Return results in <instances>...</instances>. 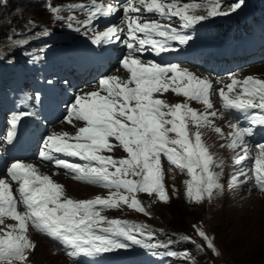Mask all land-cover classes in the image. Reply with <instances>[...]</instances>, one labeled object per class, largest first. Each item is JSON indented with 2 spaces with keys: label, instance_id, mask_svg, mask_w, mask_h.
Masks as SVG:
<instances>
[{
  "label": "snow or ice",
  "instance_id": "1",
  "mask_svg": "<svg viewBox=\"0 0 264 264\" xmlns=\"http://www.w3.org/2000/svg\"><path fill=\"white\" fill-rule=\"evenodd\" d=\"M137 4L143 5L147 13L154 12L169 22L173 17H178L181 29H190L210 18L231 16L246 6L245 0H235L227 9H222L219 0H214L207 14L202 15L196 14L195 10L201 7L197 3L178 6V0H172L168 4L162 0H127L123 7L121 24L111 25L105 31L97 32L91 38V43L108 45L121 42L120 34L126 24L127 38L122 43L126 46L127 53L121 58L120 66L130 74L128 79L115 75L101 78L98 82L99 90L107 95H100V91L77 94L74 102L67 107L65 117L69 123L73 119L85 122V126L79 127L75 133L74 139L77 142L68 143L70 134L55 132L44 139L39 153V158L43 161L52 160L54 167L72 172L74 179L109 190L115 189V192H111L106 199L99 196L90 200L71 199L59 183L54 182L48 175L39 173L32 164L13 161L7 167L6 173L11 181L19 185V201L12 194L10 181L0 179V224L4 223V216H9L18 223L8 226L11 231L0 236V264H28L27 254L35 249V243L25 234L29 222L39 232L68 245L71 250L66 254L73 264L80 256H96L131 246L168 249L173 243L172 240L167 244L145 243L144 225L128 224L115 219L106 220L101 215L104 209L119 208L121 203L147 215L135 198L137 192L155 193L160 200H166L162 183V156L179 169H187L192 177V180L186 182V196L189 199H211L214 189L219 188L217 173L213 171V156L202 142V133L199 130H188L189 121L197 129L213 127L209 115L216 117L217 113L212 111L206 115L197 113L188 107L187 103L169 105L159 99H153V93L168 91L171 87L176 94L202 101L207 109H211V81L195 76L176 63L161 65L151 60L144 62L136 56L137 53L143 54L147 50L145 46H150L157 55L176 51L171 42L186 45L193 37L156 20L138 22L140 16L131 15L140 11ZM92 7L95 8V13L89 9V19L85 24H90L97 16L107 17L118 12V9L112 6L93 4ZM51 12L57 20L65 19L58 14V8H51ZM74 23L79 22L69 15L67 28L80 32L81 28L74 27ZM43 34L49 35L48 32ZM36 59H30L28 63L31 65ZM9 63H14V60H9ZM229 79L231 83L224 86L228 92H225L224 88L218 90L224 109H237L245 113L253 108L264 111V80L249 76L243 81H238L235 74H229ZM237 85H242L240 93L229 97L228 93ZM39 99L40 94L37 93L36 100ZM28 114L18 113L11 116L8 121L11 131L7 133V143L14 140L19 121ZM251 123L264 127V115L253 116ZM231 128L233 131L228 135L232 140L227 145L228 148L243 144L244 137L253 134V128H238L236 124H232ZM214 131L222 135L221 128L215 127ZM170 133L174 136L169 135ZM109 138L118 141L117 146L127 153L126 159L117 160L112 156L99 154L104 150H112L113 145ZM257 147L259 154L252 175L256 184L264 190V143L258 144ZM52 153L78 157L85 163L54 160ZM246 157L245 148L244 155L236 160V164L239 165ZM240 175L247 176L248 173L241 169ZM130 176L139 179H130ZM18 202L24 206L23 212L17 210ZM101 223H107L108 226L98 228ZM193 228L198 236L206 241L207 248L215 253L216 248L205 231L196 225H193ZM152 236L153 233L149 232L148 237ZM121 239L127 243L121 242ZM184 240L191 242L189 237H184ZM165 254L169 257L177 255L174 251H166ZM184 255L190 260L186 252Z\"/></svg>",
  "mask_w": 264,
  "mask_h": 264
},
{
  "label": "rangeland",
  "instance_id": "2",
  "mask_svg": "<svg viewBox=\"0 0 264 264\" xmlns=\"http://www.w3.org/2000/svg\"><path fill=\"white\" fill-rule=\"evenodd\" d=\"M165 2V4H168L172 0H166ZM213 2L214 0H178V6L197 3L201 7L195 10L196 14L206 15ZM86 3L85 0H0V61L4 59L3 61L8 65H12L19 64L27 57H31V59L39 57L40 50L30 55L26 48L33 45L32 41L34 39L45 36L44 32L51 35L62 32V34H65L72 31L66 26L69 15L74 16L76 21L79 22L74 23V26L82 24L85 21L84 9L89 8ZM219 3L222 9H227L231 5L230 1L227 2V0H219ZM72 5L77 6L74 8ZM53 7L59 9L58 14L63 16L64 20L55 18V15L51 12ZM178 24H180L179 18L173 17V25ZM89 25L91 23L84 24V26ZM81 37L86 40L93 36ZM43 47L44 45H42V49ZM9 60H14V63L10 64ZM179 67L193 70L188 66ZM256 68H258L259 73L254 75L251 70ZM111 71L109 76H114L112 75L114 71ZM198 71H194V73L196 72L197 75L203 74L202 70L199 71L200 73ZM229 74H235L238 81H243L249 76L264 80V61ZM229 74H226L221 80H214L215 85L209 96V101L212 104L211 109H207L202 101L200 102L203 104L195 103L182 94L178 95L172 92L171 87L168 91L153 93V99H159L169 105L172 102L181 105L187 103L188 107L194 108L193 110L197 113L206 115L212 111L217 113L216 117L209 115V119L213 122V127L210 128L197 129L190 121L188 122L189 132L199 130L202 133V142L213 156V171L217 173V183L220 186L214 189L212 198L205 197L199 201L189 199L186 196V182L192 180V177L188 174L187 169L181 170L170 164L165 157H161L162 183L167 196L166 200H160L155 193L137 192L135 198L145 209L147 215L135 209H130L124 203H121L119 208L101 211V215L106 220L115 219L128 224L144 225L143 238L145 241L152 239V243L167 244L169 240H172L173 243L168 249H159L164 252L174 251L177 255L175 257L166 255V261L161 260L160 264H264V190L260 189L255 182L254 175H252L259 154L258 144L250 143L247 139V145L238 144L235 148H228L227 145L232 140L228 134L233 130L226 128L228 118L222 112H218V110H223V102L222 99L218 98V90L221 87L226 89L225 92H228V89L224 86L231 83ZM169 76H171V73H169ZM241 87L242 85L235 86L234 90L228 93L229 97H235L237 93H240ZM79 122L82 123L83 127L85 126V122ZM215 127L221 128L222 135L214 131ZM169 135L174 136L173 133ZM74 136L75 134L68 139H74ZM245 137L244 139H246ZM109 141L113 145L112 150H104L99 154L112 156L117 160L126 159L127 153L123 151L122 147L117 146L118 141H115L114 138H109ZM76 142L74 139L71 143ZM245 148L247 149V157L237 165L236 160L244 155ZM241 169L247 172L248 175H240ZM110 171H114V169H110ZM198 171L199 169H197ZM57 177L60 178V185L64 188L65 194L71 199L90 200L97 196L106 199L111 192H115V189L109 190L99 185L78 181L73 176L64 177L58 173ZM129 178L139 179L131 176ZM65 183H67V187H64ZM121 193H123V189H121ZM18 207V209L22 208L24 210L22 204H19ZM3 218V227L6 225L7 227L10 225L15 226L18 223L9 216ZM193 225L202 228L209 236L216 248L215 253L207 248L206 241L198 236ZM98 226L102 228L108 225L107 223H101ZM29 227L33 228L38 234L31 223ZM9 229L11 231V228L8 227L1 233V236L8 233ZM149 232L153 233L151 238L148 237ZM184 237H189L191 242L185 241ZM39 238L43 239L41 236ZM50 247L51 253H47L50 256L47 255L46 257L48 260L58 253L54 245H50ZM30 252L27 254L28 264H31L29 260L32 259ZM185 252L190 260L185 257ZM63 257L66 260L64 255ZM66 261L68 264H73L69 257Z\"/></svg>",
  "mask_w": 264,
  "mask_h": 264
},
{
  "label": "bare ground",
  "instance_id": "3",
  "mask_svg": "<svg viewBox=\"0 0 264 264\" xmlns=\"http://www.w3.org/2000/svg\"><path fill=\"white\" fill-rule=\"evenodd\" d=\"M166 0H162V2L163 3H166L165 2ZM85 2H87L88 4H90V5H92L93 6V4H100L99 3V1L98 0H85ZM158 2H161V0H158ZM127 3V2H126ZM101 5V4H100ZM124 5H125V3H124ZM124 5H121V3L119 4V3H108V4H104V6L105 7H107V6H112V7H114V8H117L118 9V12L117 13H113V14H110L109 16H107V17H104V18H111V22H109L108 24H107V26H106V28L105 29H103V30H101V31H105L106 29H107V27L108 26H111V25H119V24H121V21H122V19H123V17L120 15V11H123V7H124ZM137 7H139V9H140V11H142V10H144V7H143V5H136ZM90 15V12L89 13H87V16H89ZM103 17H101L100 19H102ZM84 19V18H83ZM126 26V24H124L123 25V28ZM98 32H100V31H98ZM121 39H122V37L123 36H125V29H124V31L123 32H121ZM113 46L115 47V48H120L121 47V42H117V43H114L113 44ZM121 60V59H120ZM119 60V61H120ZM190 72H192L195 76H197V77H199V78H201V79H207L204 75H197L196 73H194V71L193 70H189ZM252 71V73L254 74V75H256V73H259V70H258V68H256V69H253V70H251ZM245 72V71H244ZM199 73V72H198ZM239 73V72H238ZM241 74V73H240ZM243 74V73H242ZM241 74V75H242ZM112 75H115V76H119V77H121L122 79H125V80H127V78L129 77V73L125 70V69H123L121 66H120V62H119V66L118 67H116L115 69H114V72H113V74ZM252 75V74H251ZM238 79H241V78H238ZM208 80H210V79H208ZM211 81V80H210ZM98 86H99V84H98ZM98 86L97 85H92V86H89L88 88H86L85 90H83V91H79V92H77V94H80V95H83V94H85V93H90V92H93V91H99L98 90ZM220 89H221V87H220ZM226 89H224V91H225ZM72 92V91H71ZM173 92V91H172ZM169 93H170V91H169ZM77 94H73V96H72V103L74 102V100H75V97H76V95ZM102 94H106L107 95V93L106 92H103V91H101L100 92V95H102ZM166 100V99H165ZM188 100H190V101H193V102H195V103H201L200 101H195V100H191V99H189L188 98ZM168 104V103H167ZM171 104V103H170ZM172 104H176V103H173L172 102ZM171 104V105H172ZM201 104H203V103H201ZM194 109V108H193ZM165 111L167 110V109H164ZM67 112V110L65 111V113ZM218 116H219V114H218ZM66 117V116H65ZM63 119V117L61 118V120ZM60 122V121H59ZM82 122V121H81ZM56 123V122H55ZM54 123V124H55ZM58 123V122H57ZM227 127V129H230L231 128V126L230 125H226ZM79 127H83L82 126V123H80L79 121H76V120H72V122L71 123H69V122H67L66 120H65V118H64V120L62 121V122H60L58 125H56L55 127H54V130L52 131V133L51 134H53V133H55V132H60V133H68V134H70V137L72 136V135H74L75 133H76V131H77V129L79 128ZM50 134V135H51ZM246 138V137H245ZM211 140V139H210ZM208 141V140H207ZM212 141V140H211ZM220 141V140H219ZM43 142V141H42ZM42 142L39 144V147H42ZM209 142V141H208ZM224 143V142H223ZM251 143V142H250ZM212 144V143H211ZM243 144H245V143H243ZM208 146V145H207ZM210 149V148H209ZM22 162V161H21ZM39 162V161H38ZM24 163V162H23ZM40 163V162H39ZM39 163H33L32 165H33V167L34 168H36L37 170H38V172L39 173H42V174H45V175H48L54 182H56V183H59V184H61L60 183V178H58L57 177V171H56V169L53 167V165H42L41 163L39 164ZM28 164V163H27ZM0 179H6V180H9L10 181V185H9V187H10V189H11V191H12V194H13V196H14V198H16L17 199V201H19V193H18V191H17V188L19 187V185H18V183H16L15 181H11V178L8 176V175H4L3 177H0ZM66 184L67 183H65L64 185V187H67L66 186ZM18 204H19V202H18ZM18 204H17V206H18ZM19 208V207H18ZM19 212H22V211H20V210H18ZM0 229H3V231H5V229H8V227H7V225L6 226H2V224H0ZM3 231H0V236H1V233L3 232ZM27 236H28V238L30 239V240H32L34 243H35V249H34V251H31L30 253H31V260H29L30 261V263L31 264H68L67 263V261L65 260V258L63 257V255L62 254H60V253H57V255L56 256H54V257H52L51 259H47L46 257H47V255L48 256H50L49 254H47L48 252L49 253H51L50 251H51V247H50V245L45 241V240H43V239H41V238H39L34 232H32V230H30L29 228H28V225H27V231H26V233H25ZM53 255V254H52ZM51 255V256H52ZM29 256H30V254H29Z\"/></svg>",
  "mask_w": 264,
  "mask_h": 264
}]
</instances>
